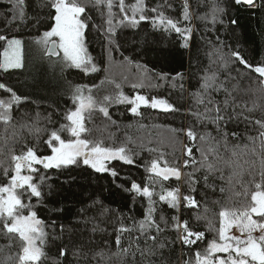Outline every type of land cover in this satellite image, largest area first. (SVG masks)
I'll return each mask as SVG.
<instances>
[{"label":"trees","instance_id":"obj_1","mask_svg":"<svg viewBox=\"0 0 264 264\" xmlns=\"http://www.w3.org/2000/svg\"><path fill=\"white\" fill-rule=\"evenodd\" d=\"M257 1L258 6L250 8L237 5L234 0H188L191 14L189 24L183 20L184 0H145L148 9L145 14L149 17L154 15L151 12L152 8L162 6V11L167 17L179 21L182 28L186 26L192 28V37L188 41L187 48L182 46L184 41L175 31L168 32L154 28L151 21H141L136 27L117 25L116 35L113 38L115 43L109 45L105 36L107 25L102 12L89 3L85 14L90 17L86 20L88 28L85 30V45L88 55L100 71L85 74L80 70L68 69L63 74L62 83L59 84L55 83V77L46 71H42L40 76L41 73L34 75L27 68L9 72L0 70V83H5L22 97L21 102L12 107L13 119L7 132L5 126L0 123V185L8 182L7 177L3 175L2 166L10 163L9 148L17 154L26 150V147L35 148L41 156L51 154L44 141L51 130H58L61 125L68 123L65 115L75 108L72 93L76 86L87 85L91 89V94L98 100L105 95L123 92L129 98L140 94L150 100L153 97L163 99L178 109L175 112H164L151 107H141L139 111L142 115L134 116L129 111L132 105L111 104L109 114L115 124L106 121L99 112H93L90 120L87 119L86 113L85 126L90 132L82 134L83 137L88 139L103 137L104 146L118 147L125 144L131 150L134 164L128 165L120 161L109 164V167L114 168L118 173L116 177L108 172L97 173L83 164L48 170L37 166L40 171L34 174L37 177L34 182L40 183V176L47 177L40 184L42 198L37 200L32 197L30 201L33 210L44 221L45 231L48 233L43 264H57L58 259L72 261V264H97V261L92 259V253L115 252L116 230L122 224L133 227L134 223L144 218L147 208L145 198L136 196L126 189L130 188L133 182L142 186L148 183L149 173L146 172L145 166L159 157L160 153L164 154V159L169 164H176L178 161L182 165L187 158L183 155V151L191 142L183 132L171 130L187 129L194 125L197 133L207 130L212 132L213 136H217L211 124L205 129L190 115L189 110L194 104L192 94L200 88L201 77L206 70L209 74L212 70L217 71L221 80L226 79L229 73L236 76L238 70L244 71L242 66L231 58L233 51H238L253 65L264 63V0ZM134 2L135 0H125V5L131 6ZM46 3L47 0H24V3L18 6L24 12L21 18L14 10L13 3L9 0H0V35L8 39L27 41L41 38L44 31L50 30V25L54 23L49 18L52 10L45 6ZM213 4L223 9L215 23H212L210 15ZM113 12L119 18V7H114ZM128 14L131 15V12L129 11ZM113 24L116 25V20ZM6 46L7 42L0 40V62ZM216 47L221 49L224 59L229 60L227 68L211 63L209 55ZM138 65L146 68L147 72H143ZM251 75L255 77L254 73ZM253 78L246 77L242 82L243 86L255 88ZM134 83H142L143 86L133 88ZM116 84L120 85L119 89L115 87ZM46 89L50 90L48 95ZM84 94H89L87 89ZM10 95L0 90V99L8 100ZM213 96L220 101L224 99L223 93H213ZM236 98L238 101H247L250 106L255 96L249 92L247 95L238 94ZM250 115L264 119V112L259 110ZM105 124L108 125L106 131L103 130ZM21 125L32 126L33 131H29L28 127L21 128ZM35 129L43 131L37 132ZM228 130L236 132L237 136H229L228 151L226 152L221 145L219 152L228 158L235 148L238 155L234 159L242 165L245 173L243 180L246 183L250 178L247 173L251 170L252 161H256L255 171L258 173L259 170L258 156L261 152V144L259 140L253 143L249 139V137H257L259 129L254 125L232 123ZM109 133H111L110 138ZM5 136L8 139L7 146L3 142ZM61 136L66 140L71 139L66 131L61 132ZM152 149L155 151H151ZM253 150L256 155L253 154ZM193 151L199 159L200 153L195 148ZM245 161L249 163L246 164ZM229 174L230 169L225 167L224 180L216 178L220 175L219 172L210 178V183L216 186L215 191L204 187L201 180L197 185V192L193 194L201 202L199 208L192 209L181 205L180 210L177 211L163 202L156 204L155 219L159 222L160 217L163 216L169 223V229L160 237L162 241H176L177 233L170 229L173 216L187 220L193 230L205 233V239L198 241L191 248L182 246L178 241L174 244L169 243L164 249L167 264H185V261L194 260L196 251L203 253L208 242L217 238L218 213L222 208H240L247 202L243 195L233 194L234 191L243 192V188L235 181H233L234 187L230 186ZM203 175V170L197 173L198 177ZM257 179H259L258 174ZM163 185L169 190L179 186L182 194H188L189 191L183 179L164 181ZM220 187L225 188L224 193L220 192ZM155 190L159 192L160 185H156ZM154 198L159 201L158 196ZM23 199L25 203H29L28 195ZM205 202L210 209L206 214L207 219L198 220L197 215L204 214ZM208 221L213 224L211 230ZM161 227L164 225L161 224ZM135 235L137 233L134 232L133 237ZM5 243V238L0 237V264H3L10 252L15 256L18 251L16 248L11 250L5 248ZM122 243L125 247L128 246V233L123 234ZM140 246L144 247L142 239ZM62 247H67L69 250L66 258L59 257ZM76 249L88 253V260L85 261L83 258L76 260L71 255ZM140 259L138 253L135 257L128 256L126 264H133V260ZM152 259L159 264L158 258ZM101 264L104 262L102 261ZM111 264H120V261L113 257Z\"/></svg>","mask_w":264,"mask_h":264},{"label":"snow or ice","instance_id":"obj_2","mask_svg":"<svg viewBox=\"0 0 264 264\" xmlns=\"http://www.w3.org/2000/svg\"><path fill=\"white\" fill-rule=\"evenodd\" d=\"M9 2L13 3L14 10L22 18L24 12L18 6L22 5L24 0H9ZM89 3L102 12L107 25L105 36L109 45L115 43L113 38L116 35L117 25L136 27L141 21H151L154 28L168 32L175 31L184 41L182 46L185 48L189 46L188 41L192 37V28L190 26L182 28L179 21L165 15L162 6L152 8L151 12L154 15L149 17L145 14L148 11L145 0H135L131 6H126L125 0H87V2H82V0H47L45 6L52 10L49 13V18L54 23L50 25V30L44 31L37 43L45 47L49 56H58L62 51V63L66 67L80 69L85 74L100 71L88 55L85 46V30L88 28L86 20L90 19L85 14ZM234 3L250 8L257 7V0H234ZM114 7H119V18L113 12ZM129 11L131 15L128 14ZM222 11L223 9L219 5H212L210 14L212 23L216 22ZM114 20H116V25L113 24ZM183 20L190 24L191 14L188 0H184ZM52 38L56 39L53 40ZM0 40L7 42V47L3 52V61L0 62V69L7 72L9 69L22 68L21 41L8 39L3 35H0ZM209 42L211 43V41ZM231 58H234V62L242 66L244 71L238 70L236 76L229 73L226 79L221 80L217 71L212 70L209 74V71L206 70L201 77L200 88L192 94L194 104L189 110L196 123L203 125L205 129H207V125L211 124L217 136H213L212 132L207 130L197 133L194 125L187 129L171 130L183 132L191 142L185 146L183 151V155L187 158L184 159L182 165L178 161L176 164H169L164 159V154L160 153L159 157L154 158L150 164L145 166L146 172L149 173L148 183L142 186L133 182L130 188L126 189V191L147 200L144 218L134 223L131 228L122 224L116 230L115 246L117 250L115 252L110 254L104 251L92 253V259H95L97 264H101L102 261L104 264H111L113 257L117 258L120 264H126V257H135L137 253L141 259L139 261L133 260V264H157V261L152 259L153 257L158 258L159 264H167L164 249L169 243L174 244L178 241L182 246L191 248L198 241L204 240V232L193 230L187 220L173 216L170 229L177 233L176 241H162L160 237L164 231L169 229V223L163 216L160 217L159 222L155 219V206L158 202H163L169 208L177 211L180 210L181 205L192 209L201 207V202L193 195L198 190L197 185L202 180L204 187L215 191L216 186L210 183V178L219 172L220 175L216 178L224 180L223 171L225 167L230 169L229 185L234 187L233 181H235L243 188V192L234 191L233 194L235 196L243 195L247 202L240 208H222L218 213L217 238L208 242L203 253L196 251L194 260L185 261V264H264V119H257L250 115L257 110L264 112V63L253 65L238 51H233ZM209 59L212 64L223 65L225 68L229 65V60L224 59L219 47L210 53ZM138 67L143 72H147L143 66L138 65ZM253 73L255 74L254 78L251 75ZM246 77L254 79L255 88L243 86L242 82ZM142 86V83L132 85L133 88ZM181 87L183 86L181 85ZM116 88L119 89L120 85L116 84ZM85 89H87L88 95L84 94ZM0 90L11 94L8 100L0 99V123L5 126V132H7V128L13 119L12 107L14 104H19L22 97L5 83H0ZM249 92L255 96V99L251 100L250 106L247 101L237 100L238 94L247 95ZM213 93H223L224 99L222 101L217 100ZM72 101L75 108L69 110L65 115L68 123L61 125L58 130H51L48 133V138L44 141L50 149V155L41 156L33 147H26V150L19 154L9 148L10 163L2 166L3 175L7 177L8 182L0 185V237L5 238V248L9 250L16 248L18 251L15 256L10 252L5 257L3 264H43V259L46 257L44 246L48 233L45 231L44 221L38 217L30 202L32 197L37 200L42 198L40 184L47 179L45 176H40V183L34 182L37 179L34 174L40 171L37 166H42L43 169L48 170L83 164L97 173L108 172L111 176L116 177L118 175L116 170L109 167L112 161H120L128 165L135 163L131 150L125 144L118 147H107L104 146L103 137L95 139L83 137L82 134L90 132V129L85 126L86 113L87 119L90 120L93 112H99L106 118V121L115 124L116 122L111 119L109 114L111 104L132 105L129 111L134 116L142 115L139 111L142 105L153 109L159 108L164 112L178 111L166 100L155 97L150 100L140 94L129 98L123 92H118L114 95H105L98 100L91 94V89L87 85L75 87L72 93ZM232 123H244L246 126L254 125L259 129L257 137H249L253 143L259 140L261 144V152L258 156L259 170L258 173L255 171L256 161H252L251 170L247 173L250 178L246 183L243 180L245 173L242 170V165L234 159L238 155L235 148L228 158L219 152L221 145L227 152L229 136H237L236 132H229L228 130ZM24 127L33 131L32 126L21 125V128ZM107 127L108 125L105 124L103 130L106 131ZM35 130L37 132L43 131ZM65 131L71 139L62 138L61 132ZM110 137L111 133H109ZM3 142L7 146V136L3 138ZM194 148L200 153L199 159L195 156ZM151 151H155V149ZM253 154L256 155L255 150H253ZM210 157H212L211 160ZM245 163L247 164L249 161H245ZM184 169H190V171L185 172ZM201 170L204 171V175L198 177L197 173ZM257 174L259 179H257ZM171 179L176 181L183 179L188 187V194H182L179 186L171 190L166 189L163 182ZM156 185H160L159 192L155 190ZM220 192L224 193L225 188L220 187ZM25 195H28L29 203L24 202ZM156 196L159 197V201L154 198ZM214 203H218V201H214ZM203 211V215H197L198 220L207 219L206 214L210 209L206 202ZM208 223L211 230L213 224L211 221ZM161 224L164 227H161ZM233 228H236L240 235L233 234ZM134 232L137 235L133 237ZM124 233L129 234L127 247L122 243ZM141 239L144 247L140 246ZM68 255L67 247H62L59 257L66 258ZM71 255L76 260L83 258L87 261L89 258L88 253L80 249L72 251ZM57 264H72V261L58 259Z\"/></svg>","mask_w":264,"mask_h":264},{"label":"rangeland","instance_id":"obj_3","mask_svg":"<svg viewBox=\"0 0 264 264\" xmlns=\"http://www.w3.org/2000/svg\"><path fill=\"white\" fill-rule=\"evenodd\" d=\"M39 39H34V40H30V41L20 40L21 41L20 54H21V58H22V62H23V67L19 68V69H9L7 72L19 71V70H23V69L27 68L34 75H38L42 71H46L47 73H50V74H52V76L55 77V83L58 82L59 84H61L62 80H63L64 72L68 69H76V68L66 67L63 65V63H62V56H63L62 51L60 52V55L58 57L49 56L47 54L45 47L43 45L37 43V41ZM52 39L55 40L56 38H52ZM2 61H3V53H2V57H1V62ZM92 61H93V59H92ZM0 70L2 72H5L3 69H0ZM76 70H80V69H76ZM92 73H94V72H89L88 74H92ZM41 75H42V73L40 74V76ZM46 91H47L46 95H48L50 93V90L46 89ZM141 107H145V106L142 105ZM156 110L162 111L159 108H156ZM87 168L91 169L90 167H87ZM91 170H93V169H91ZM232 233L235 235H240V233L238 232V230L236 228L232 229ZM218 255H224V254H218Z\"/></svg>","mask_w":264,"mask_h":264},{"label":"water","instance_id":"obj_4","mask_svg":"<svg viewBox=\"0 0 264 264\" xmlns=\"http://www.w3.org/2000/svg\"><path fill=\"white\" fill-rule=\"evenodd\" d=\"M59 56V55H58ZM57 55H53V56H51V57H58Z\"/></svg>","mask_w":264,"mask_h":264},{"label":"built area","instance_id":"obj_5","mask_svg":"<svg viewBox=\"0 0 264 264\" xmlns=\"http://www.w3.org/2000/svg\"><path fill=\"white\" fill-rule=\"evenodd\" d=\"M257 6H258V1H257ZM256 8V7H255Z\"/></svg>","mask_w":264,"mask_h":264}]
</instances>
